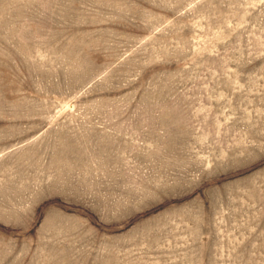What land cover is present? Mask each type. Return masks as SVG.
Wrapping results in <instances>:
<instances>
[{
    "label": "rangeland",
    "instance_id": "374dc122",
    "mask_svg": "<svg viewBox=\"0 0 264 264\" xmlns=\"http://www.w3.org/2000/svg\"><path fill=\"white\" fill-rule=\"evenodd\" d=\"M0 264H264V0H0Z\"/></svg>",
    "mask_w": 264,
    "mask_h": 264
}]
</instances>
